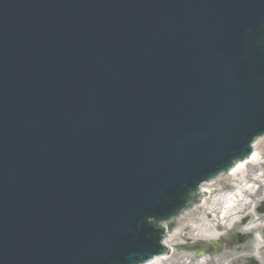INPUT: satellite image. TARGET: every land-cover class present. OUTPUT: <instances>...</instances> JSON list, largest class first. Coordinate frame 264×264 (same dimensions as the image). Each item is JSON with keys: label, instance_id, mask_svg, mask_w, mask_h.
<instances>
[{"label": "water", "instance_id": "water-1", "mask_svg": "<svg viewBox=\"0 0 264 264\" xmlns=\"http://www.w3.org/2000/svg\"><path fill=\"white\" fill-rule=\"evenodd\" d=\"M263 135L264 0H0V264L166 257Z\"/></svg>", "mask_w": 264, "mask_h": 264}, {"label": "rangeland", "instance_id": "rangeland-1", "mask_svg": "<svg viewBox=\"0 0 264 264\" xmlns=\"http://www.w3.org/2000/svg\"><path fill=\"white\" fill-rule=\"evenodd\" d=\"M259 161L260 165L257 172L255 171L256 174L246 178L258 187L257 194H250V198H246L247 201L250 200L247 208L244 205H236L235 208L238 211L241 210L237 220L227 224L226 227L218 228L216 220L212 221L205 206L185 211L188 213L186 219L179 217L175 222V227H179L177 241L171 244V257L164 264H180L181 259H184L181 256L186 255L191 256L189 264H198L201 261L200 257L205 254L208 256V264H264V184H261L264 183V177L259 179L260 182L257 179L256 182L254 181L255 177L264 172V153L262 152L259 155ZM239 176L245 177V172L242 171ZM232 187H234L233 184L222 180L209 190L207 196L212 197L214 194L231 190ZM214 211L219 215L217 209ZM203 219L214 225L215 237L207 239L190 237L189 232L194 225L202 223ZM254 224L257 226L253 227ZM237 234L244 236V240L240 241ZM258 242L261 243L260 249L256 246Z\"/></svg>", "mask_w": 264, "mask_h": 264}, {"label": "bare ground", "instance_id": "bare-ground-1", "mask_svg": "<svg viewBox=\"0 0 264 264\" xmlns=\"http://www.w3.org/2000/svg\"><path fill=\"white\" fill-rule=\"evenodd\" d=\"M257 156L246 161L245 163L237 166L236 168L230 170L229 172L215 178L214 180L206 183L202 186V189L204 192H209L218 182L222 180H226L227 182L233 184L234 189L226 190L224 192L214 194L212 197H208L207 195H204L201 197V204L195 206V207H201L205 206L207 210L209 211V216L211 217L212 221L216 220L218 228L219 227H226L227 224H232L237 220V215L241 212V210H237L235 207L236 205H244L245 207L249 205V201H247V197L250 198V194L256 195L257 194V188L254 185H250L248 181L246 180L247 177H250L251 175L256 174V170H258L260 161H259V155L260 153H264V136L258 138V144L253 145ZM255 164V166H253ZM242 171L245 172V177H240L239 174L242 173ZM256 171V172H255ZM264 177V172L262 174H259L257 177H255L258 182H260L259 179ZM246 181V182H244ZM262 185L264 183H261ZM260 186V185H259ZM244 193H247V195H244ZM218 205V206H217ZM193 207V208H195ZM247 208V207H246ZM217 209L219 212L217 215L214 210ZM216 214V215H214ZM188 213L183 212L180 214V218L187 217ZM184 219V220H185ZM223 220V221H220ZM257 225L254 224L253 227H256ZM214 225L210 224V222H206L205 219H203L202 223H199L197 225H194L191 232H189V236L193 238H212L216 235V230L213 229ZM215 228V229H218ZM179 233V227H175L170 232V242L171 244L173 241H177V235ZM256 246L260 249L261 243H257ZM171 257V254L163 257L159 260H156L154 262H145L143 264H164L165 262L169 261V258ZM184 257V259H181L180 264H189V259H191V256H181V258ZM201 261L198 262V264H208V256L205 254L204 256L200 257Z\"/></svg>", "mask_w": 264, "mask_h": 264}]
</instances>
